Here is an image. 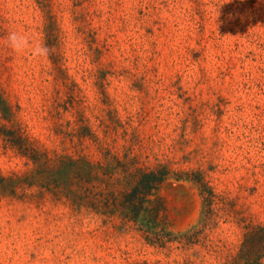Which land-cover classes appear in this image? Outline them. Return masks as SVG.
I'll use <instances>...</instances> for the list:
<instances>
[{"label":"rangeland","instance_id":"374dc122","mask_svg":"<svg viewBox=\"0 0 264 264\" xmlns=\"http://www.w3.org/2000/svg\"><path fill=\"white\" fill-rule=\"evenodd\" d=\"M0 264H264V0H0Z\"/></svg>","mask_w":264,"mask_h":264},{"label":"trees","instance_id":"16d2710c","mask_svg":"<svg viewBox=\"0 0 264 264\" xmlns=\"http://www.w3.org/2000/svg\"><path fill=\"white\" fill-rule=\"evenodd\" d=\"M166 176V171L162 168L139 170L134 185L120 200V206L128 214L129 222L138 225L140 232L145 236L159 235L155 230L162 208L156 206L157 200L153 195ZM158 241H162L161 238ZM160 245H163V242Z\"/></svg>","mask_w":264,"mask_h":264},{"label":"clouds","instance_id":"9594fccd","mask_svg":"<svg viewBox=\"0 0 264 264\" xmlns=\"http://www.w3.org/2000/svg\"><path fill=\"white\" fill-rule=\"evenodd\" d=\"M7 46L15 53H22L29 49L30 41L28 38L17 31H12L7 36ZM53 49L41 43L31 48V55L34 58H46L53 54Z\"/></svg>","mask_w":264,"mask_h":264}]
</instances>
